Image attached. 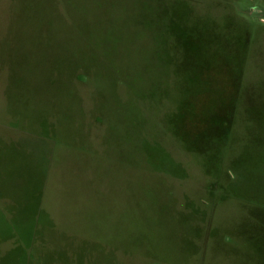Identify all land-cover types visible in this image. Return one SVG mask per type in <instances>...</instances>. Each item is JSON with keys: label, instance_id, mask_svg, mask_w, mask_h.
<instances>
[{"label": "rangeland", "instance_id": "374dc122", "mask_svg": "<svg viewBox=\"0 0 264 264\" xmlns=\"http://www.w3.org/2000/svg\"><path fill=\"white\" fill-rule=\"evenodd\" d=\"M0 264H264V0H0Z\"/></svg>", "mask_w": 264, "mask_h": 264}]
</instances>
